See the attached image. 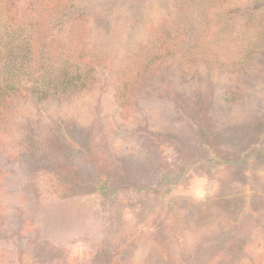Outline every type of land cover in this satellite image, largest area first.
Masks as SVG:
<instances>
[{
  "label": "rangeland",
  "instance_id": "obj_1",
  "mask_svg": "<svg viewBox=\"0 0 264 264\" xmlns=\"http://www.w3.org/2000/svg\"><path fill=\"white\" fill-rule=\"evenodd\" d=\"M93 84L0 122V264H264V0H77Z\"/></svg>",
  "mask_w": 264,
  "mask_h": 264
},
{
  "label": "trees",
  "instance_id": "obj_2",
  "mask_svg": "<svg viewBox=\"0 0 264 264\" xmlns=\"http://www.w3.org/2000/svg\"><path fill=\"white\" fill-rule=\"evenodd\" d=\"M77 0H0V122L13 101L77 95L93 84Z\"/></svg>",
  "mask_w": 264,
  "mask_h": 264
}]
</instances>
